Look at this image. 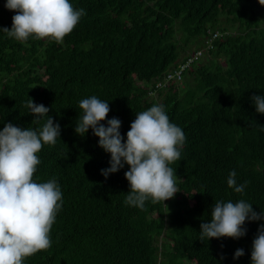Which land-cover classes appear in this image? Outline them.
<instances>
[{
  "label": "trees",
  "instance_id": "1",
  "mask_svg": "<svg viewBox=\"0 0 264 264\" xmlns=\"http://www.w3.org/2000/svg\"><path fill=\"white\" fill-rule=\"evenodd\" d=\"M5 2L0 29L11 28L15 15ZM71 2L87 14L60 43L19 42L0 32V130L9 122L34 126L28 98L49 107L61 128L60 139L38 153L33 176L37 182L55 178L63 192L52 246L24 264H250L264 221H246V235L236 240L201 241L199 231L220 200L244 199L264 211V115L251 101L264 94V5ZM93 95L109 102L106 120L118 118L122 136L135 115L154 104L183 129L181 158L171 165L179 178L173 198L143 209L128 206V166L107 179L101 175L109 154L91 129L84 137L74 132L79 102ZM232 170L238 183L247 181L243 193L227 185ZM237 249L244 255L234 260Z\"/></svg>",
  "mask_w": 264,
  "mask_h": 264
},
{
  "label": "clouds",
  "instance_id": "2",
  "mask_svg": "<svg viewBox=\"0 0 264 264\" xmlns=\"http://www.w3.org/2000/svg\"><path fill=\"white\" fill-rule=\"evenodd\" d=\"M258 3L264 5V0ZM4 7L15 15L11 28L0 32L19 42L48 38L60 43L87 14L85 9L74 7L71 0H6ZM251 101L255 112L264 115V94L252 96ZM25 106L34 117L33 127L9 122L0 130V264H24L27 257L50 248L51 229L63 204V192L55 178L46 182L33 179L41 163L38 153L60 139V125L48 115L50 108L44 104L28 98ZM79 108L75 134L84 137L91 129L98 147L110 156L109 166L101 170V175L107 179L128 166L124 173L129 186L126 205L143 209L146 202L164 203L179 192V178L171 165L181 158L186 135L170 121L162 104L137 113L125 136L121 135L118 118L106 120L109 102L93 95L82 99ZM227 185L235 193H243L247 181L238 183L232 170ZM210 215V220L200 224L201 241L240 239L246 235V221H264V211H255L244 199L217 201ZM243 255L244 249H237L233 259ZM250 264H264V223L252 241Z\"/></svg>",
  "mask_w": 264,
  "mask_h": 264
},
{
  "label": "rangeland",
  "instance_id": "3",
  "mask_svg": "<svg viewBox=\"0 0 264 264\" xmlns=\"http://www.w3.org/2000/svg\"><path fill=\"white\" fill-rule=\"evenodd\" d=\"M203 55H204V54H203ZM205 57H206V56H205ZM203 58H204V56H203ZM203 58H202V59H203ZM153 97L156 98V95H154ZM158 243H161V238H160V237H158Z\"/></svg>",
  "mask_w": 264,
  "mask_h": 264
},
{
  "label": "built area",
  "instance_id": "4",
  "mask_svg": "<svg viewBox=\"0 0 264 264\" xmlns=\"http://www.w3.org/2000/svg\"><path fill=\"white\" fill-rule=\"evenodd\" d=\"M179 74V72H176V75H178ZM157 85L159 86L160 84H159V82H157Z\"/></svg>",
  "mask_w": 264,
  "mask_h": 264
},
{
  "label": "bare ground",
  "instance_id": "5",
  "mask_svg": "<svg viewBox=\"0 0 264 264\" xmlns=\"http://www.w3.org/2000/svg\"><path fill=\"white\" fill-rule=\"evenodd\" d=\"M179 17V16H178ZM175 18V17H174ZM173 26V25H172ZM179 26V25H178ZM163 28V27H162ZM168 32V31H167ZM136 43V42H135ZM159 47V46H158Z\"/></svg>",
  "mask_w": 264,
  "mask_h": 264
}]
</instances>
